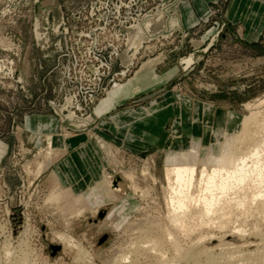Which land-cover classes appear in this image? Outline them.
I'll return each instance as SVG.
<instances>
[{
  "label": "rangeland",
  "instance_id": "374dc122",
  "mask_svg": "<svg viewBox=\"0 0 264 264\" xmlns=\"http://www.w3.org/2000/svg\"><path fill=\"white\" fill-rule=\"evenodd\" d=\"M94 1L0 0V224L4 226L0 230V250L8 238L11 249L16 250H13L15 257H1L0 264L22 261H26L22 264H113L112 259L122 249L124 252L130 242L153 234L163 237V228L169 226L165 220L167 207L163 191L168 153L188 150L191 141L200 142L202 154L209 152L212 146L223 141L225 131L239 132L244 117L264 111V103L258 104L264 99V35L253 41L243 38L239 28L230 25L225 18L228 0H218L213 5V12L191 30L185 31L181 26L183 32L176 31L142 45L129 40L118 27H133L143 17L127 26L115 25L114 29L123 36L120 40L103 39L105 35L101 34L100 28L105 27L109 19L96 21L89 18L90 5ZM75 31H91L98 36V45L92 56L97 59L95 66L99 65L103 76L94 104L87 103L80 94L78 101L74 98V87L77 86L74 79L79 80L88 74V65H85L88 57L83 52L89 47L82 40V53L78 59L73 58V51L78 46L73 35ZM107 44H112V47L104 48ZM116 86L129 89V95L104 114L97 115V108ZM246 105L253 108L247 109ZM33 116L47 117V133L44 127L37 129L38 121L34 124L27 122V118L32 120ZM79 119H91V125L79 129L76 123ZM122 121L127 124L126 129L132 128L137 134L136 139L126 144L130 149L124 147V140L119 136L118 127H122ZM97 124L98 129L109 137L108 161L101 180L80 193L98 197V206L80 217L71 218L75 211L70 204L59 201V204L52 203L53 207L45 202L52 187L43 177L48 165L37 177L33 171L37 164L58 157V153L53 152L56 144L51 140L53 136L74 135ZM124 172H131L133 181L125 178ZM106 178L112 179L110 186L105 182ZM116 188L119 191L114 192ZM100 208L113 209L111 214L117 218L114 229H100V223L92 222ZM24 213L30 215L35 231L26 236V240L19 236L25 218L22 217L18 223L15 217ZM261 216L253 214L247 218L244 239L231 231L233 222L223 231L212 227L213 230L209 231L212 234L214 231L217 238L221 232L231 233L225 241L233 243L228 246L230 253L225 252L227 247L222 246L212 258L216 260L219 257L217 261L221 264L230 259L234 261L238 256L243 258L246 253L244 242L258 241L264 234V216ZM161 218L162 222H159ZM163 222V226H167L163 227ZM256 229L258 236L253 232ZM158 230L162 231L160 236ZM137 231H142V234ZM56 232H68L80 240L89 257L84 258L76 248H62L52 257L48 243ZM176 232L183 250L197 249L200 244L199 247L219 244L217 238L210 243H207V238L204 242L198 241V230L188 236ZM104 234L110 237L99 245L98 241ZM166 239L162 245L165 258L159 255L158 259L149 260L140 255L136 264H149L150 261V264L196 263L192 258L178 257ZM24 240L27 246L22 251H26L27 260L26 255L25 258L20 257L22 255L18 252L19 244ZM78 255L83 258L78 259ZM202 257L197 264L206 263V258ZM14 258H18V262ZM176 258L180 260L176 262ZM169 259H174V263ZM258 259L255 264H260L262 258Z\"/></svg>",
  "mask_w": 264,
  "mask_h": 264
},
{
  "label": "bare ground",
  "instance_id": "6f19581e",
  "mask_svg": "<svg viewBox=\"0 0 264 264\" xmlns=\"http://www.w3.org/2000/svg\"><path fill=\"white\" fill-rule=\"evenodd\" d=\"M177 4H178V0H176V6ZM162 10L157 13H154V15L151 14L152 15L151 18L144 21L141 25L132 28L131 33H130L131 34L130 40L135 42L137 45H142V43L144 42H149L154 39H158L160 37H168L176 31H183L181 28V19L179 15L177 13H174L173 16H170L169 18L165 19L164 17L158 14L162 12ZM127 95H129V89H126L122 86H116L113 89V91L110 92L108 99L103 101L102 105L97 108V111H96L97 115H101L103 112L109 110L111 107H113V105L116 102H119L120 100L124 99ZM262 100L263 101L262 102L259 101L260 103L258 104L262 105L264 103V99ZM255 105L253 106L257 107ZM246 106H248L247 109L250 107V105H246ZM263 112L264 111H262V113H260V111L252 112L249 116L244 117L241 120L242 128L239 132L228 133V131H225L223 135V141L218 142L216 145L212 146V150L209 152L202 154L200 142L191 141L190 142L191 146L189 147L188 150L170 151L168 153L165 168H164V181H165L166 186L165 188H163L164 189L163 191H164V199H165L166 207H167V211H166L167 216H166V219L165 218L164 219L166 220V223L169 226L168 228H166L165 226L167 225L163 226L164 222L162 223V226L165 227V229L163 228L164 230L163 237L166 236V238L170 241V243L172 244L175 250V254H177L178 257L180 258L182 257V259L185 258V260L188 257L189 259L192 258V262L194 261L196 262L194 264H197L198 262L197 260L198 259L201 260L203 258L202 256H204L207 260L205 264H221V261H217L218 259L220 260L219 257L218 259L214 260L215 258H212V256L215 255L216 250L222 246L227 247L226 249H224V251L227 253H230L228 246L233 245V243L226 242L225 240L231 236V233L228 234V232H224L222 234L221 232V235L217 238L216 234H214V231L212 234L211 231L209 230L219 228L221 231H223V230H226L228 226H230L229 224H231V222H233L234 224H236V226L233 224L232 226L233 229L231 231L232 232L234 231L235 233H237L235 234L237 235V237L239 236L241 237V239H244V236L247 234L246 224H245L247 223V218L249 216H252L253 214L264 216V113ZM76 123L79 125L78 126L79 129L87 128L91 125V119H79ZM69 135L70 134H66V137L67 136L69 137ZM38 142H39V137L37 136V143ZM37 165H36L37 166L36 170L35 171L32 170L34 173V177L35 176L37 177L42 173V171L48 165V161H43V163H40ZM51 174L52 176L50 178L52 180V184H51L52 187H51L49 194L47 195V199L45 200L47 204H50L53 206L52 203L57 204L59 201L60 202L64 201L70 204V206L73 207L75 211L74 214L71 216V218L74 216L80 217L81 215L90 212L93 208L98 206V197H93L92 195H88V194L86 195L82 193H79L78 195H76V193H74L70 188H64L60 186L56 175L54 173H51ZM123 176L128 179L132 178L131 180L133 181V174L131 172H124ZM111 180H109V178H106L105 182L108 183V186H110ZM136 188L134 189L137 190ZM116 191H119V188L118 189L116 188L114 190V192ZM24 209H27V208H24ZM104 209L105 208H102V209L100 208L97 214L101 210H104ZM66 210L67 209H65L64 211L66 212ZM112 210L111 209H109L108 211L106 210L105 218L100 222V226H98L100 227V229H104V228L114 229V223L117 218L116 216L111 214ZM21 216L25 218V221H24L22 232L20 233L19 236H21L22 239H23L22 236H24V239L26 240L25 238L26 236H29L31 233L33 234V232H35L33 231L34 225L31 224V218L28 213H24V215L21 214ZM68 218L66 219L68 220ZM263 218L264 217H262V219ZM160 221L162 222V218L161 220H159V222ZM159 225L161 226V223L158 224V226ZM65 226H68V225L66 224ZM212 227H215V228L212 229ZM254 227L255 226L253 225V229ZM158 228L161 229L160 227ZM1 229H4V226L0 224V230ZM197 230L200 231L198 232L199 233L198 241L200 242L203 240L205 241V239L207 238L209 241L207 243H210L212 240L217 238L216 240H218L219 244L216 246H212V247H207V245L199 247L201 245L200 244V245H197L198 246L197 249L194 248L192 250L191 249L183 250L181 247V244L176 238L177 235L175 236V232L177 231L179 232L178 234L183 233L184 235L188 236V235H191V233L193 234V232ZM254 230L253 232H256V235L258 236L259 235L257 234L258 230L257 229L256 231ZM160 231L158 234L159 236L161 234ZM141 232L142 231H140L139 233ZM145 232H146V229H145ZM153 235H148L144 237L142 236V240L140 241L136 240L137 242H130L127 245L126 249L124 248L125 249L124 252L122 249V251L120 250L122 253L119 252L118 256L116 253L115 256L117 257H114V259H112L114 261L111 263L113 264L114 263L115 264H136V261L138 260V258H140L138 256L140 255L148 258L149 260L158 259L159 255L161 256V258H165L163 257L165 256L164 254L165 252H163L164 249H162V245H163V241H165L166 238H164L163 240L162 236L160 238V237H156ZM7 236L9 235L7 234ZM108 236L110 237V235ZM138 236L140 235L138 234ZM261 237L262 238L259 237L260 239L258 241L244 242L245 244L244 247L240 245L244 248V251L246 252V253L242 252L243 254L244 253L246 254V255L244 254L243 258L242 256L241 258L240 256H238L234 258V261H232L229 258L231 261L230 260L224 261L223 264H244V263L246 264L254 263L255 264L256 262L255 260L257 259L258 261L259 260L258 258L260 257L262 258L260 264L261 263L264 264V257L261 256L264 254V234ZM5 239L6 238H3V240ZM25 240L24 242L20 243L18 247L20 249V250L18 249L19 250L18 252L20 253V255H22L20 257H24L26 255L25 254L26 251H22V249L26 248L27 246V244L25 243ZM9 241H10L9 238L7 242L4 241L5 245L0 250V258L3 257L6 259H9V257L14 256L13 250L15 249L13 250L11 249L10 246L12 244H10L11 241L10 242ZM20 241H17V242L19 243ZM79 241H77L68 232L53 233V238L51 239L52 244L55 242L59 244V246H62L61 248L63 249L69 248L71 250V248H76L77 249L76 252L79 251L80 254H82L84 258L85 257L87 258L89 253L84 249L83 245L81 244V241L80 242ZM27 242L29 241L27 240ZM13 246H18V245H13ZM237 248L239 247L237 246ZM30 250L32 249L30 248ZM34 254L36 253L34 252ZM82 256L80 255L79 257L78 255V259L79 258L81 259ZM16 257H18V255ZM27 257L28 256L26 255V260H27ZM36 257H33V258H36ZM29 258L31 259L32 257H29ZM180 258L179 259L176 258L177 259L176 262L180 260ZM17 259H15V261ZM173 261L175 260L173 259ZM173 261L172 263H174ZM7 262H9V260H7ZM23 262L26 263V261H22V263ZM4 263L6 262L4 261ZM40 263L42 262L40 261ZM150 263L151 261L149 262V264ZM155 263L157 264L158 262H155ZM162 264H165V263H162Z\"/></svg>",
  "mask_w": 264,
  "mask_h": 264
},
{
  "label": "crops",
  "instance_id": "0c3cea01",
  "mask_svg": "<svg viewBox=\"0 0 264 264\" xmlns=\"http://www.w3.org/2000/svg\"><path fill=\"white\" fill-rule=\"evenodd\" d=\"M217 1L180 0L176 13L181 19L183 30L189 31L206 19L213 12V5ZM225 18L230 25L239 28L242 37L246 40L259 39L264 35V0H228ZM32 118L31 120L28 117L27 122L34 124L38 121L40 124L37 129L44 127V132L47 133V117L33 116ZM123 118L125 121L126 117L123 116ZM121 124L122 127H118L119 136L124 140V147L130 149V146L126 144L133 138L136 139L137 134L132 128L126 129L127 124L124 125L123 121ZM107 137L105 132L98 129V124L69 137L53 136L51 140L56 143L52 144L53 152L58 153V157L54 156L48 161L43 176L47 178V184H52L51 173L56 175L60 186L70 188L76 193L88 191L97 184L102 178L103 169L108 161L107 154L111 148Z\"/></svg>",
  "mask_w": 264,
  "mask_h": 264
},
{
  "label": "built area",
  "instance_id": "2783aa9c",
  "mask_svg": "<svg viewBox=\"0 0 264 264\" xmlns=\"http://www.w3.org/2000/svg\"><path fill=\"white\" fill-rule=\"evenodd\" d=\"M173 1L174 0H95L90 5L91 10L89 11L88 16L91 20L96 21H104L105 18L107 20L109 19L108 23L105 22L106 26L108 25V28L106 26L100 28L102 31L101 34L105 35L103 39L110 37L118 41L123 36L114 29L115 25H130L131 23L138 21L141 17L161 11L165 6L171 4ZM73 35L77 39L76 41L78 45L76 46V50L73 51L75 55L73 58L81 55V46H83L84 43L89 45V47L86 48V51L83 52L88 57L85 60V65H88V74L83 75L79 80L74 79V84L77 85L74 87L76 88L74 98L78 101L80 94L81 97H84V100L87 103L94 104L98 94V87L100 84L99 81L101 76H103V74L100 73L98 67L99 65L97 67L95 66V60L97 59H94L92 56L95 46L98 45V36L91 31L87 33H84L83 31H75ZM82 40L85 42L82 43ZM87 41H90V43ZM110 47H112V44H107L104 48L107 49ZM76 66L77 64L74 65V67ZM66 70L71 71L69 69Z\"/></svg>",
  "mask_w": 264,
  "mask_h": 264
},
{
  "label": "water",
  "instance_id": "95a60500",
  "mask_svg": "<svg viewBox=\"0 0 264 264\" xmlns=\"http://www.w3.org/2000/svg\"><path fill=\"white\" fill-rule=\"evenodd\" d=\"M175 7H176V0H174L171 4L165 6L162 10V12L158 13L159 15H161L162 17H164L165 19L169 18L170 16L174 15V11H175ZM154 15V14H152ZM152 15H146L144 16L141 21H139V23H137L136 25H134L133 27H125V26H120L118 27L120 29V32L125 35L126 37H128V39L130 40V33L132 28L137 27L139 25H141L144 21L148 20L149 18L152 17ZM183 32V31H181ZM106 215V210H101L97 215L96 218L94 220H92L93 223L98 224L100 223ZM16 219L19 220L18 223H20L22 221V216L21 214H16L15 215ZM14 227H17V223L16 225H14ZM109 238V236L107 234H104L100 237L98 244L101 245L103 244L105 241H107ZM48 249L49 252L51 253V256L54 257L56 256L60 251H61V246L59 245H54L52 243H48Z\"/></svg>",
  "mask_w": 264,
  "mask_h": 264
}]
</instances>
